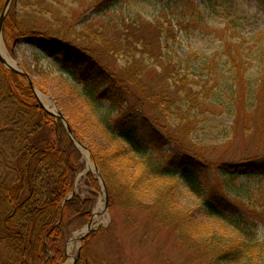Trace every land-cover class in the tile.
Segmentation results:
<instances>
[{"label":"trees","instance_id":"trees-1","mask_svg":"<svg viewBox=\"0 0 264 264\" xmlns=\"http://www.w3.org/2000/svg\"><path fill=\"white\" fill-rule=\"evenodd\" d=\"M260 4L264 8V0ZM3 5L0 0V11ZM40 11L22 18L14 8L6 20V25L19 22L11 36L19 37L17 42L29 39L48 69L82 84L78 94L95 114L106 104L116 114L114 122L103 115L98 119L96 140L80 124H70L106 181L110 208L148 214L203 264H264V153H245L234 161L212 158L220 150L215 143L237 130H258L256 119L264 120V77L249 75L248 66L264 64V31L236 41L222 38L232 48L233 82L211 85L212 80L201 84L198 75L190 79L182 73L171 26L165 35L162 25L109 22L98 31L87 29L88 37L77 46L52 32L43 23L47 10ZM206 11L231 17L220 33L231 31L226 27L236 20L223 15L226 0H207ZM117 56H125L120 67ZM204 66L217 74L216 65ZM151 69H157L156 81L149 78ZM0 80V264H64L69 227L90 223L101 183L89 173L84 182L91 198L74 194L86 165L66 125L46 114L22 76L1 62ZM225 105L231 127L208 115ZM199 130L203 133L196 136ZM181 185L200 198L209 224L181 206ZM97 235L93 231L82 241L78 264L88 263V247Z\"/></svg>","mask_w":264,"mask_h":264},{"label":"rangeland","instance_id":"rangeland-1","mask_svg":"<svg viewBox=\"0 0 264 264\" xmlns=\"http://www.w3.org/2000/svg\"><path fill=\"white\" fill-rule=\"evenodd\" d=\"M7 1L4 0L0 17ZM40 3H43L42 6ZM206 4L207 0H12L5 18L0 46L2 45L4 53L14 63L12 67L22 73L18 75L32 88L39 107L46 114L56 121L63 120L64 117L66 121L63 122L70 128L71 122L80 124L87 137L96 140V135L100 133L98 119L103 115L110 122H114L116 114L106 110L107 104L95 114L91 110L92 106L90 107L78 94L82 84L75 85L64 74L48 69L46 62L34 55L27 42H17L19 37L11 36L12 30H17L19 22L14 19L10 25H6V20L10 13L14 12V8L22 18H30L36 12L41 14L40 10H49L45 11L43 23L51 25L52 28L48 25L47 27L52 32L55 29L58 37L67 38L77 46H82V39H86L88 33L87 29L98 31L109 22L117 24L121 20H126L131 25L138 24L139 21L149 25H162L166 29L165 35L168 32L167 28L171 26L174 34L170 35L177 36L172 48L179 57L176 63H181L182 73L189 74L190 79L198 75L201 80L197 78L196 81L199 83L212 80L211 85L215 82L229 85L233 82L229 64L232 48L230 49L228 43H223L222 38L229 37L230 40L236 41L237 37L251 38L264 31V8L259 5V0H226L228 11L222 13L233 14L236 22L230 25L231 27H226L231 29L230 32L220 33L231 17L228 20L226 17L208 14ZM199 12L206 15L204 20L199 17ZM82 23H86L84 25L86 27H82ZM124 58L125 56L115 58L118 67L124 64ZM205 62L216 65L217 74H212L213 70H206ZM2 66L12 72L6 66ZM248 66L249 75L257 77L259 74L264 77L262 60L249 62ZM156 71L157 69H151L149 74V78L155 81ZM48 106L58 109L59 112H52ZM208 115L223 127L233 126L228 105L217 109L214 116ZM255 123L259 124L258 130L251 132L237 130L231 138L215 143L220 150L212 158L224 156L225 159L234 161L245 153L248 155L264 153V120L261 121L258 117ZM242 125H245V121H242ZM202 133L199 130L196 136ZM226 145L230 147L225 149ZM167 149L168 147L165 148ZM80 151L86 166L78 173L74 194L85 200L91 196L84 178L89 173H94L89 169V163L92 162L95 167L96 165L91 151ZM86 152L90 159L86 157ZM163 182L169 184L166 180ZM101 187L102 191L96 200L90 221L98 235L90 241L87 264H203L177 241L171 231L158 226L148 214L135 212L128 215L119 207L110 208L102 183ZM178 201L184 209L193 213L198 221L210 223L201 208L200 198L191 189L181 185ZM90 223L82 227L79 223L70 225V235L65 245L67 261L64 264H74V258L82 248L80 238L84 236ZM101 230L105 231L100 232Z\"/></svg>","mask_w":264,"mask_h":264},{"label":"water","instance_id":"water-1","mask_svg":"<svg viewBox=\"0 0 264 264\" xmlns=\"http://www.w3.org/2000/svg\"><path fill=\"white\" fill-rule=\"evenodd\" d=\"M12 4V0H8L7 1V4H6V7L4 9V12L0 18V42L2 40V32H3V27H4V23H5V18H6V15L9 11V8ZM0 61L1 63L6 66L9 70H11L12 72L14 73H19V74H22L21 72H18L15 68H13L12 66L8 65V63L2 58L1 54H0ZM26 76V75H25ZM64 121H66V119L63 117L62 118ZM69 129V134L71 135V137L74 139L75 143L78 145V147L82 150H86V151H89L88 148L83 144L81 143L80 141H78L72 131V129L70 127H68ZM96 175L98 176V178L100 179V181L102 182V185L104 186V189L106 191V195H107V203H109V195H108V187H107V184H106V181L103 177V175L101 174L99 168H97V173ZM107 208H108V205H107ZM93 228H92V223H90L88 226H87V229H86V233L83 237L80 238V240H83L87 237L88 234H90L92 232ZM78 262V257L77 258H74V264H77Z\"/></svg>","mask_w":264,"mask_h":264},{"label":"bare ground","instance_id":"bare-ground-1","mask_svg":"<svg viewBox=\"0 0 264 264\" xmlns=\"http://www.w3.org/2000/svg\"><path fill=\"white\" fill-rule=\"evenodd\" d=\"M0 54H1V56H2V58L8 63V65H10V66H14V63L8 58V56L4 53V49H3V47H2V45L0 46ZM48 109L49 110H51L52 112H54V113H58L59 111H58V109H56V108H52V107H50V106H48ZM86 157L87 158H89V155H88V153L86 152ZM90 159V158H89ZM89 169L91 170V171H96V167L94 166V164L92 163V162H90L89 163Z\"/></svg>","mask_w":264,"mask_h":264}]
</instances>
